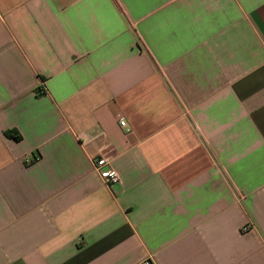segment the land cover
<instances>
[{"label":"crops","instance_id":"0c3cea01","mask_svg":"<svg viewBox=\"0 0 264 264\" xmlns=\"http://www.w3.org/2000/svg\"><path fill=\"white\" fill-rule=\"evenodd\" d=\"M146 260L264 264V0H0V264Z\"/></svg>","mask_w":264,"mask_h":264},{"label":"built area","instance_id":"2783aa9c","mask_svg":"<svg viewBox=\"0 0 264 264\" xmlns=\"http://www.w3.org/2000/svg\"><path fill=\"white\" fill-rule=\"evenodd\" d=\"M120 125L125 127L126 121L124 119H120L119 121ZM126 130L128 131L129 128L126 127ZM37 159V155L35 154H29L27 155L25 161L27 163H30ZM93 161V167L94 170L107 181L109 184H114L119 182V174L117 171L111 166L108 158L98 152V155H93L92 158ZM142 264H150L148 260L144 261Z\"/></svg>","mask_w":264,"mask_h":264},{"label":"trees","instance_id":"16d2710c","mask_svg":"<svg viewBox=\"0 0 264 264\" xmlns=\"http://www.w3.org/2000/svg\"><path fill=\"white\" fill-rule=\"evenodd\" d=\"M17 137V136H16Z\"/></svg>","mask_w":264,"mask_h":264}]
</instances>
